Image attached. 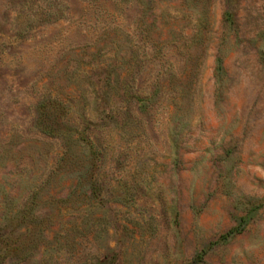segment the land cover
Segmentation results:
<instances>
[{"label": "rangeland", "instance_id": "obj_1", "mask_svg": "<svg viewBox=\"0 0 264 264\" xmlns=\"http://www.w3.org/2000/svg\"><path fill=\"white\" fill-rule=\"evenodd\" d=\"M0 264H264V0H0Z\"/></svg>", "mask_w": 264, "mask_h": 264}]
</instances>
